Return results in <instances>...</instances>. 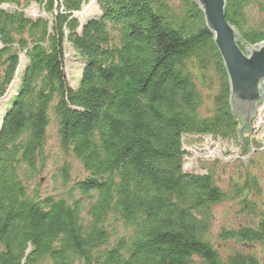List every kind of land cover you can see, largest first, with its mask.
Listing matches in <instances>:
<instances>
[{
	"label": "trees",
	"instance_id": "1",
	"mask_svg": "<svg viewBox=\"0 0 264 264\" xmlns=\"http://www.w3.org/2000/svg\"><path fill=\"white\" fill-rule=\"evenodd\" d=\"M89 3L96 11L82 15ZM225 19L241 49L264 42V0H226ZM12 81L0 119V264H264L258 178L243 168L223 190L211 172L183 169L184 135L239 140L240 126L193 0H0V98ZM226 200L245 222L214 233ZM228 240L240 245L225 250Z\"/></svg>",
	"mask_w": 264,
	"mask_h": 264
},
{
	"label": "rangeland",
	"instance_id": "2",
	"mask_svg": "<svg viewBox=\"0 0 264 264\" xmlns=\"http://www.w3.org/2000/svg\"><path fill=\"white\" fill-rule=\"evenodd\" d=\"M88 5L83 7L82 15L84 13L96 11V7L93 6V4L89 3ZM26 13L34 16L37 13V9L34 5H31L26 10ZM251 13L254 16L259 14L256 8H253ZM69 54L70 51L67 49L65 54V73L70 83L74 84L79 74V68L78 63L73 61ZM15 86L16 82L12 81L4 95L0 98V119L7 105V101L14 92ZM208 102L209 101H206L205 103L208 104ZM55 133L53 127L50 125L48 128L46 149L47 152L51 150V154H56L57 152L56 148L51 147L56 140ZM243 138H247L250 141L255 140L258 146L254 142H251L252 144L248 150L245 151V149L241 150L238 139L214 137L209 134L184 135L182 141L186 154L184 156L183 169L200 173L209 171L214 175L217 184L223 190H228L231 181L240 176L239 171L243 168H247L248 172L254 174L260 183V191L254 196V201L260 208H264V101L258 104L255 115ZM51 157L49 155V161L46 165L47 167L43 170L42 177L39 176V179L41 177V179L44 180L43 189H49L51 187L49 178L52 174L51 171L55 168V166H53L54 162L51 161ZM59 158L61 160V156ZM78 166L79 165L77 164L73 167L74 171L72 170V175H81V177H84L85 173L81 172V169ZM214 210V233H216L221 226H231L245 222L242 215L237 211L235 201H223L217 205ZM237 245H240L237 241L228 240L222 242L220 246H222L223 249L228 250ZM242 246L246 247V245Z\"/></svg>",
	"mask_w": 264,
	"mask_h": 264
},
{
	"label": "water",
	"instance_id": "3",
	"mask_svg": "<svg viewBox=\"0 0 264 264\" xmlns=\"http://www.w3.org/2000/svg\"><path fill=\"white\" fill-rule=\"evenodd\" d=\"M193 1L222 59L229 84L228 102L239 120L238 141L242 143L258 104L264 101V42L241 49L238 31L225 19L226 0Z\"/></svg>",
	"mask_w": 264,
	"mask_h": 264
}]
</instances>
